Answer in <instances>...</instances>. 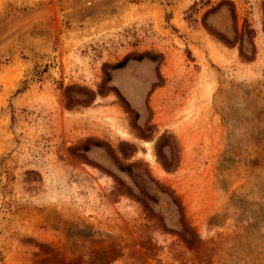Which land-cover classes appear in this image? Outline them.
<instances>
[{
    "label": "rangeland",
    "instance_id": "obj_1",
    "mask_svg": "<svg viewBox=\"0 0 264 264\" xmlns=\"http://www.w3.org/2000/svg\"><path fill=\"white\" fill-rule=\"evenodd\" d=\"M0 264H264V0H0Z\"/></svg>",
    "mask_w": 264,
    "mask_h": 264
},
{
    "label": "trees",
    "instance_id": "obj_2",
    "mask_svg": "<svg viewBox=\"0 0 264 264\" xmlns=\"http://www.w3.org/2000/svg\"><path fill=\"white\" fill-rule=\"evenodd\" d=\"M146 56L144 53H140L137 54L134 58L135 59H141L142 57ZM150 59H154V56H149ZM128 60V56H125L123 59H121L120 61H118L117 63L113 64V68H117V67H122L124 65V63ZM109 80V77L106 76L104 78V81L107 82ZM118 93V92H117ZM119 95V94H118ZM120 98L122 99V101L127 105V102L124 100V98L122 96H120ZM95 145H99L98 143H95ZM120 170L123 171H129V166L128 165H121L119 166ZM141 192L143 193V195H145L146 197H149L143 190H141ZM151 197V196H150ZM173 203L175 204L177 210L179 208V205L177 203H175L173 201ZM180 227H181V233L183 236L187 237L188 241H191V233L189 232V230L187 229V227L184 225V223L180 220Z\"/></svg>",
    "mask_w": 264,
    "mask_h": 264
},
{
    "label": "bare ground",
    "instance_id": "obj_3",
    "mask_svg": "<svg viewBox=\"0 0 264 264\" xmlns=\"http://www.w3.org/2000/svg\"><path fill=\"white\" fill-rule=\"evenodd\" d=\"M12 37H13V36H12ZM12 37H11V38H12ZM4 41H5V40H4ZM5 42H7V40H6ZM1 46H2V45H1ZM121 131H122V130H121ZM123 132H124V131H123ZM123 132H122V133H123ZM122 133H121V135H122ZM123 134H125V132H124ZM125 135H126V134H125ZM122 136H124V135H122Z\"/></svg>",
    "mask_w": 264,
    "mask_h": 264
}]
</instances>
